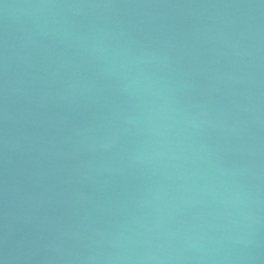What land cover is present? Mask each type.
<instances>
[{"label":"water","instance_id":"obj_1","mask_svg":"<svg viewBox=\"0 0 264 264\" xmlns=\"http://www.w3.org/2000/svg\"><path fill=\"white\" fill-rule=\"evenodd\" d=\"M0 264H264V0H0Z\"/></svg>","mask_w":264,"mask_h":264}]
</instances>
